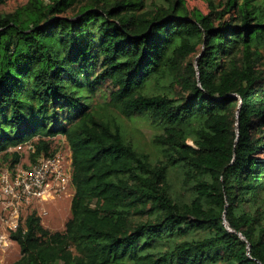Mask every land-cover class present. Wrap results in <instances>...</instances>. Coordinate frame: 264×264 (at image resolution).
<instances>
[{
    "label": "trees",
    "instance_id": "trees-1",
    "mask_svg": "<svg viewBox=\"0 0 264 264\" xmlns=\"http://www.w3.org/2000/svg\"><path fill=\"white\" fill-rule=\"evenodd\" d=\"M206 1L0 11V153L13 168L10 148L35 161L62 135L75 189L64 231L33 211L11 233V264H264V0ZM136 116L158 155L128 136Z\"/></svg>",
    "mask_w": 264,
    "mask_h": 264
},
{
    "label": "built area",
    "instance_id": "built-area-1",
    "mask_svg": "<svg viewBox=\"0 0 264 264\" xmlns=\"http://www.w3.org/2000/svg\"><path fill=\"white\" fill-rule=\"evenodd\" d=\"M72 174V151L66 139L52 155L42 153L28 164L20 161L13 168L0 167V228L5 229L0 234L6 241L20 228L29 209L41 206L37 214L46 216V204L74 189Z\"/></svg>",
    "mask_w": 264,
    "mask_h": 264
},
{
    "label": "rangeland",
    "instance_id": "rangeland-1",
    "mask_svg": "<svg viewBox=\"0 0 264 264\" xmlns=\"http://www.w3.org/2000/svg\"><path fill=\"white\" fill-rule=\"evenodd\" d=\"M28 0H5L3 4L0 5V11L10 12L16 9L18 6L23 5ZM157 2L159 0H156ZM190 9L198 8L203 13H208V4L206 0H186ZM48 0H45V3ZM219 0H216L218 3ZM222 8L221 6L219 7ZM115 89L114 85L109 81L101 82L97 87L96 94L92 101L95 108L106 105L109 101V96L111 92ZM121 121L124 124L125 129L128 131V136L131 140L136 143L141 149L149 152L150 154L156 156L158 155L157 149L153 144V138L158 133H161L162 130L155 127V125L149 120L147 116H136L132 119L122 118ZM49 139L51 143V148L53 152H57L59 146L65 142V137L62 135H57ZM29 145L31 143H25L17 147H12L9 149L10 152L17 151L21 158L20 161L22 164H28L30 162L31 149ZM3 153H0L1 166L8 167L10 161L6 160L3 157ZM173 179L178 182L174 177ZM75 189L71 188L70 193L57 198L56 200L46 204L44 207L48 210L46 216L41 217V222L44 227L48 228L51 231H64L66 228V223L71 217V201L74 195ZM41 206H35L34 208L29 209L28 214L36 211L39 213L41 211ZM0 233L4 234L5 229L0 228ZM0 234V235H1ZM6 236V235H5ZM7 245L3 247L0 245V264H11L18 258H20V247L17 242L12 238H7Z\"/></svg>",
    "mask_w": 264,
    "mask_h": 264
},
{
    "label": "water",
    "instance_id": "water-1",
    "mask_svg": "<svg viewBox=\"0 0 264 264\" xmlns=\"http://www.w3.org/2000/svg\"><path fill=\"white\" fill-rule=\"evenodd\" d=\"M237 120H238V118H237ZM0 245H2L3 247H5L7 245V241L2 235H0Z\"/></svg>",
    "mask_w": 264,
    "mask_h": 264
}]
</instances>
